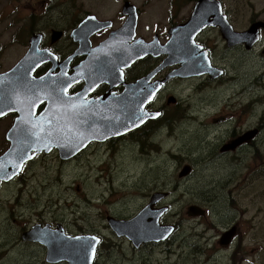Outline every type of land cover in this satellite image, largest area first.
I'll return each instance as SVG.
<instances>
[{
  "label": "flooded vegetation",
  "instance_id": "1",
  "mask_svg": "<svg viewBox=\"0 0 264 264\" xmlns=\"http://www.w3.org/2000/svg\"><path fill=\"white\" fill-rule=\"evenodd\" d=\"M138 1L141 2L140 5L132 0H85V7L78 9L75 0H65L63 3L66 4V10H62L59 16L67 15L69 19L73 17L76 19L69 29L64 30L63 27L53 26L51 33L46 34L41 28H33L36 23H28L31 27L29 42L33 35L42 34L40 49L50 51L55 58L54 62L49 61L39 66L36 76H42L50 71L58 74L61 70L67 75L75 74L76 68L87 56L78 53L80 44L75 38L74 30L86 17L94 16L107 21V27L90 37L94 47L104 41L113 30L121 28L133 14L137 19L136 35L129 41V46L135 47L140 39L146 46L150 42L157 41L160 44L158 45L160 51L173 36L175 38L183 31L181 29L187 28L192 23V18L195 19L198 14H202L201 21L195 27L191 37L195 48L191 57L201 58L209 71L202 74L203 70H200L201 72L185 70L181 59H171L165 52L157 54H148V51L138 52L136 46L134 58L126 65H120L117 77L112 82L98 83L88 92L85 101L88 103L92 99L100 100L109 94L118 96V101L121 102L123 95H127L131 86L135 87L142 83V79H145L143 84L147 85L148 89L151 88L153 95L151 94L145 101L142 109L144 117L140 119L141 123L133 124L134 127L125 132L122 130L104 135L90 134L86 147L73 155L71 151H67L64 155L59 147L42 151L25 164L22 172L23 174L30 164L33 165L50 156H54L63 165L73 166L76 159L94 148L105 146L113 155L115 152H120L123 147L129 146L137 151L140 165L134 172L135 177L130 186L134 192L128 201L134 205L133 209L130 212L117 209L120 195L113 192L108 197L110 190L107 188L105 192H100L97 199L86 196L88 206L99 207L97 225L86 219L90 217V211L79 210L75 212L74 219L68 226L59 220H33L32 223L23 227L21 240L23 243L24 241L29 243L32 251H43L47 264H74L68 257L65 258L64 256L67 255L64 254L74 255L75 253L77 256L75 264H264V202H250L252 200L235 187L232 176L231 180L230 175L225 178L227 183L224 187L225 191H222L221 186L218 185L222 201L226 202L227 195L229 210L228 217L222 220L205 219L210 212V207L213 206L210 194L200 191L198 197L190 200L186 198L187 188H182L181 185L191 180V176L195 173L193 166V170L188 174H183L181 170L176 171L173 180L149 176L154 173V163L159 160L156 157H172L176 161L183 157L179 150L168 147L170 140H165V131L178 122L197 120L204 123L202 119L206 118L203 112L206 107H210L206 99L202 100L197 107L200 111L193 113L190 95L181 96L180 91L200 93L209 87L227 88L229 99L226 96L222 97V99L226 98V105H220L215 109L220 116L217 118L213 116L207 123L205 122L208 128L203 130L200 139L204 137L203 141L213 140L212 138L217 140L215 155L212 157L215 161L226 160L228 165L230 160L233 163H246L241 170L249 174L262 167L264 176V164H260L264 162V26H262L264 20H249L247 27L240 28L224 0ZM12 2L15 1L11 0ZM19 3L33 9L29 15L30 18L42 20L43 15L39 14V9H43L44 0H21ZM153 5L159 6L155 10L159 16L167 15L169 26L167 29H155L153 35L145 37L144 34L138 33L140 17L143 15L140 8L146 7L144 14L147 17ZM50 7L51 4L47 2L45 8ZM197 8L199 9L196 12ZM6 13L1 11L2 16ZM174 18L176 20L173 22ZM258 23L260 28L256 42L249 41L250 39L249 42H240L237 41L238 37L228 39L223 33L225 28L229 31L231 28L234 33H244ZM56 31H62V35L55 42L57 38H53V34ZM100 35L101 38L96 43L95 39ZM258 45L262 48V53L260 58L257 54L253 65L255 72L249 79L244 74L230 72L232 53L235 55L236 62L251 60L252 54L256 55ZM85 86L86 80L82 79L69 85L67 93L74 96ZM89 86L90 84L87 88ZM230 92L232 103H230ZM170 97H172L171 100ZM134 103H136L135 100ZM203 104L205 106H202ZM231 104L237 111L230 118ZM46 106L47 102L40 103L37 112H42ZM16 117L17 113L11 112L0 119V122L8 123L3 131V137L0 136L2 147L0 155L11 145L10 130ZM70 126L67 124V128L70 129ZM58 127L64 128V123H59ZM242 137H244L243 142L234 144L236 139H242ZM154 152L162 154L154 155ZM249 178L250 176L247 177ZM200 180L196 183L198 184ZM2 184L4 183H0V188L3 187ZM248 184H251V181ZM77 190L80 191L81 188L78 187ZM260 192L255 191L254 195ZM246 207L258 212L248 219L244 213L247 211L244 209ZM260 215L261 219L256 220ZM116 219L120 221L134 219V223L142 224L144 231L156 222L158 231L154 237L146 233L131 235L124 228L115 230L113 224L119 223ZM30 230L33 237L43 235L44 241L28 239L29 235L23 237ZM49 235L59 241H65L60 246V249H64L62 256L49 259L52 262L48 260L49 247L45 239ZM72 239H76L79 246H71L70 241H74ZM4 249L5 251L1 253ZM7 251L8 248L0 250L2 258H5ZM33 260L29 262L32 263Z\"/></svg>",
  "mask_w": 264,
  "mask_h": 264
},
{
  "label": "rangeland",
  "instance_id": "2",
  "mask_svg": "<svg viewBox=\"0 0 264 264\" xmlns=\"http://www.w3.org/2000/svg\"><path fill=\"white\" fill-rule=\"evenodd\" d=\"M14 1L11 3V0H0V71L2 72L11 69L26 53L29 46V37L31 36V27L28 23H36L33 28H41L46 34H49L54 27H63L64 30L69 29L73 26V21H76V19H73L74 17L69 19L67 15L59 16L62 10H66V4L63 3L65 0H44L43 9H39V14L43 15L42 20L40 18H30L29 15L33 9L26 5H20L21 0ZM75 1L78 9L85 7V0ZM132 1H136L138 5L141 4L138 0ZM224 1L225 5L230 7V13L238 22L240 28L247 27L249 20H264V0ZM47 2L51 4L49 9L45 8ZM103 7L106 6L103 5ZM158 8L157 5L150 7L149 12L151 13L147 17L144 14L146 7L143 6L144 10L140 8L143 15L140 17L139 34H144L146 37L150 34L153 35L155 29H167L169 19L167 15L159 16V13L155 11ZM198 9H196V12ZM1 11L7 12L6 15L2 16ZM175 20L176 18L172 19L173 22ZM60 38L61 36L57 37L55 42ZM100 38L101 35L97 36L95 42L97 43ZM255 53V56L252 54L251 60H245L244 62H236L234 60L235 55L232 53L230 55V72L244 74L249 79L255 72L253 65L257 54L260 58L262 53L260 45H258ZM180 92L181 96L188 97L190 95L193 113L200 111L197 107L202 100L206 99L205 101L210 106L206 107L203 112L206 118L202 119L204 123L197 120L178 122L165 131V140H170L168 147L179 150L183 157L178 161L172 157H156L159 160L154 163V173L149 176L173 180L176 171L181 170L184 164H191L195 173L191 176V180L183 183L181 187L187 188L185 196L188 200L198 197L200 191L210 194L213 206L210 207V212L205 219L217 218L222 220L228 217L227 195L226 202L222 201L218 185L221 186L222 191H225L224 187L227 186L225 178L229 175L230 180L234 178L235 187L243 191L245 196L252 200L250 202H264L262 167L249 174L241 170V167L246 166V163H233L230 160V165H228L226 160L215 161L212 157L215 155L217 140L212 138L213 140L203 141L204 137L200 139L203 130L208 128L205 122L207 123L213 116L215 118L220 116L215 112V109L220 105H226V98L222 99V97H227L229 90L227 88L209 87L200 93L195 91ZM231 96L230 92V103L233 102ZM171 99L172 97H170ZM227 99L229 98L227 97ZM202 106H205V104ZM236 111L237 109H234L231 104L230 118L234 116ZM7 124V122H0L1 137H3L2 134ZM1 150L0 144V152H2ZM157 154L162 153L154 152V155ZM260 164H264V162ZM139 166L138 153L129 146L123 147L120 152H115L113 155L105 146L94 148L76 159L73 166L59 163L54 156L42 159L33 165L30 164L23 174L18 175L10 182L2 184L3 187L0 188V250L8 248L5 258H2L3 255L0 254V264H47L44 260L43 251L34 252L29 247V243L25 241L23 243L21 240L23 227L32 223L33 220H59L68 226L74 219L75 212L87 210L90 211V217L86 219L97 225L99 207L88 206L86 196L97 199L100 192H105V189L108 188L110 190L108 197L113 192L120 195L117 209L130 212L134 207L128 201L134 192L130 186L132 185V179L135 177L134 172ZM249 176L250 178L247 179ZM199 179L201 180L197 184L196 182ZM250 181L252 185L248 184ZM78 187L81 188L80 191L77 190ZM255 191L261 192L254 195ZM95 204H98V202H95ZM244 209H247L244 213L248 219L258 212L247 207ZM260 219L261 215L256 218V220ZM3 251L5 249L1 253ZM31 259H34L32 263L29 262Z\"/></svg>",
  "mask_w": 264,
  "mask_h": 264
},
{
  "label": "water",
  "instance_id": "3",
  "mask_svg": "<svg viewBox=\"0 0 264 264\" xmlns=\"http://www.w3.org/2000/svg\"><path fill=\"white\" fill-rule=\"evenodd\" d=\"M133 13H134V11H133ZM129 14H131V13H129ZM222 16H221V18H223ZM200 18H202V14H198V16L195 19L192 18V20H193V22H194V20H196L197 22H200L201 21ZM136 23H137L136 16L133 14V16L131 17V15H130V18L128 19V21L120 29L113 31L112 34L109 36V38L106 41L102 42L100 45H98L96 48L91 47V42H90L89 36L92 33L96 32V31H98L104 27H107V25H105L104 22H100L94 16H89L83 21V23L75 31L76 37L80 43V49L79 50L85 48L84 52L88 56H87V60L83 64L80 65L78 70L75 72L74 76L71 77L72 79L70 78L69 85H73L74 83H77V82L81 81L82 79H85L86 80V86L82 91H80L77 95H74V96L67 95V89H68V87H67L64 90H62V96L55 95L54 98L48 97L49 99L53 100V103L60 101V108H62V113L74 114L75 123H76L74 125V128L78 129V130H74L73 142L74 141L75 142L73 144L75 145V148L81 147L82 143H84V140H86V138H88V136L90 134L96 133V135H104V134H109V133H112L115 131L117 133V132L122 131V130L125 132V131L132 129L134 127L133 124L139 125V122L141 121L140 119H142L144 117L143 116L144 113H143L142 109L144 108L145 101L152 94L151 90L148 89L147 85H142L144 83L145 79H142L143 80L142 84H141L142 86L140 85L138 90H136L137 87H135V89L133 90L132 93H131V91H132L133 87L131 86L130 90H128V92H127V95L126 94L123 95V99L121 102L116 100L117 97H114V95L110 96L108 94V95H105L103 97V99L101 98L102 100L100 99V101H98V103L92 101L90 104H88V103L85 104V98H86L88 91H91L92 88H94L98 83L112 82L117 77L116 76L117 75L116 69L118 70V68L122 64L126 65L134 57L133 56L135 54L134 50H136V49H131L127 43L129 41H131L134 38V36L136 35ZM98 25H100V26H98ZM262 26H264V23H262ZM259 28H260V23L254 25L251 29H249L248 31H246L244 33H234V31L231 28H230V31L225 28L223 30V33H224L225 37L228 39H232V38L234 39V38L238 37L237 41H240V42H242V41H245V42H249V41L254 42L255 41L256 42L258 34H259ZM91 29H93V30H91ZM56 34L59 37V36H61L62 33L56 32ZM85 34L87 35V37L85 36ZM40 39H41V36H36V37L31 39V47H30L28 53L16 65L17 67L15 66L12 69L13 71L10 70L7 73L0 74V97H1V99L7 100L8 102H10L13 105L15 103L16 106H18L20 98L19 99L12 98V97L8 96L6 94V92L2 96L1 93L4 90L3 85L7 84V83H5L6 80H9L10 76H12L14 71H16L20 67H22L23 69L26 68V70H28L30 68L28 78L32 81L33 80L38 81V80L44 79L46 77V76L41 77V78L34 77V71L36 70V68L38 66L36 64V61L38 60V54L37 53L41 52L39 50ZM173 39H174V36H173L172 40L170 41L171 45L168 43L162 51H160V47L158 46L160 44L157 41L148 43L147 44L148 47H147L146 45H143L144 41L142 39H140L139 41L136 42V46H137L138 52L148 51V54L149 53H156L157 54V53H164L165 52V54H168L165 49L169 45L172 47L176 45V42H172ZM180 41L183 42V45H184L183 49H185V50H181V51L178 50V51L174 52L173 57L183 59V61L185 63H187L186 65H184V67L187 69H199V66L201 67V64L194 63L192 58L188 57V55H186V53L190 52L191 49L193 48L192 43L190 42V38L187 40V37H185L184 39H181ZM186 59L188 61H186ZM170 63H172V62H170ZM207 71H209V69L204 68L202 74L206 73ZM68 78H69V76L66 74V82L68 81ZM59 80L62 82L63 78H59ZM66 82H64V84H66ZM88 84H90V86H89L90 89L88 88L89 90L87 89ZM83 93H84V95H83ZM110 97H112V98H110ZM35 98H37L35 95L34 96L26 95V97L23 98L24 99L23 101H25L27 103L28 107H23V108H25L23 110V115L20 112L22 124L32 125V126L21 128V131L23 132V136L27 139L22 141L23 137H21V138L15 137L14 138L15 143L13 142L12 143L13 146H11V148H10L9 155L11 158V163L13 164V167H14V175L21 170V167L24 164V162L30 158L27 156V154H28L27 151H31L32 149H36V150L41 149L40 148L41 143L49 142V134H51V137H52V142H50V145H56L59 148H61L63 145V147L67 150L70 149L72 146L70 143V137L67 135V130L64 131V134L61 137L62 140L60 142L62 143V145H61V143L57 142L58 141V139H57L58 138V129L55 128V124H54V117L57 113L54 111L53 108L52 109L49 108L50 103L43 113H41L38 117H35V114H36L35 106L37 107V105L41 102L40 101L37 104L32 103L30 105V103L32 101H34ZM48 98L42 99V101L49 100ZM114 100H116V101L114 102ZM134 100L136 101L135 104H134ZM49 102H50V100H49ZM67 102H68L69 109L66 108ZM108 104H109V107L107 106ZM91 110H92V112H91ZM122 110H123L124 118H122L120 115V112ZM137 114H138V119L135 116ZM139 115H141V116H139ZM56 118H57V116H56ZM63 118L64 119L66 118L65 115H63ZM135 119H137L139 121H137ZM69 122H70L69 120L64 121V123H69ZM15 123L17 124L18 120H16ZM45 124H47V125H45ZM52 124H54V134L49 132L50 128H53ZM108 124H111L110 128L108 127ZM48 127H50V128H48ZM108 128H109V130H108ZM95 130H96V132H95ZM13 132H14V130L12 131V133ZM15 132H17V131H15ZM86 133H88V134H86ZM12 140H13V137H12ZM242 140L243 139L236 141V144L240 143ZM32 157H33V155H32ZM7 162H8V160L0 163V166H2L3 164H7ZM191 169H192L191 166H189V165L185 166L183 168L182 173L188 174L191 171ZM142 214H143V212H142ZM116 221L119 223L113 224L115 230L119 231L120 229H122L125 226L128 233H130L131 231L133 232V230L135 228L138 229L142 225L141 223H137V225H136V223H134V221H135L134 219L127 220V221H120V220L116 219ZM155 226L153 228L155 230L151 229L152 227H150V229L147 228L146 231H141V230L139 231V229H138V232L137 231H134V232L136 234H141V235H144L146 233V234H149L151 237H154V235L157 232ZM149 230H151V231H149ZM26 235H29L30 238H28V239L35 240V237H33L31 235V230L29 233L27 232L24 235V237H26ZM73 240H76V239H73ZM76 246H77V244H76ZM54 254H55V252H53L49 249L48 260L49 259H56L57 257ZM67 257L71 260V262H73V263L77 262L76 253L73 256L72 255L65 256V258H67ZM49 261H51V260H49Z\"/></svg>",
  "mask_w": 264,
  "mask_h": 264
},
{
  "label": "bare ground",
  "instance_id": "4",
  "mask_svg": "<svg viewBox=\"0 0 264 264\" xmlns=\"http://www.w3.org/2000/svg\"><path fill=\"white\" fill-rule=\"evenodd\" d=\"M184 35L187 37V40H188L189 36H188L186 31H185ZM173 42H176V45L172 47V46H170L171 45L170 44L165 50L167 51L168 55L170 56L169 58L176 59V57H173V53L178 51V50L181 51V50H185V49H183V47H184L183 42L179 41L178 38L174 39ZM80 51L84 52L85 48L81 49ZM29 69L26 70V68L23 69L22 67H20L16 71H14L11 78L9 79V82L7 84H5L4 90L1 93V94H4L6 92V94L12 98H16V99L20 98L18 106H16L15 103H14V105L11 104L10 110L16 111L18 113H19V111H21L22 115H23V111L21 108L28 107L27 103L25 101H23L24 100L23 98L26 97V95H28V96L29 95H31V96L35 95L37 98H35L34 101H32L30 103V105L32 103L37 104L38 102L42 101V99H45L48 97L54 98V96L56 94H61L62 90H64L65 88H67L69 86V82H70V80H68L66 82V79H63L62 82L59 79H40L38 81H34V80L32 81L28 78ZM36 71H37V69L34 71V73H36ZM64 82H66V84H64ZM142 85H144V84H142ZM135 87H140V85H136ZM135 87H133L132 90H134ZM52 94H54L53 97H52ZM50 104H51L50 109H52L53 108V100L52 99H50ZM120 115L122 118H124L123 110L120 112ZM135 116L138 119V114ZM139 116H141V115H139ZM137 119H135V120H137ZM17 120H18V123L16 124V126H18V128H20V126L22 124L21 116L18 117ZM137 121H139V120H137ZM74 130H78V129L74 128ZM9 161L11 162V160H9ZM150 227H152L151 229H153L152 225H149L147 228L150 229ZM138 229H139V231L140 230L144 231L143 227H141V226ZM138 229L135 228L133 230V232L131 231L130 232L131 235H133L132 233H135L134 231L138 232ZM138 235H141V234H138Z\"/></svg>",
  "mask_w": 264,
  "mask_h": 264
}]
</instances>
